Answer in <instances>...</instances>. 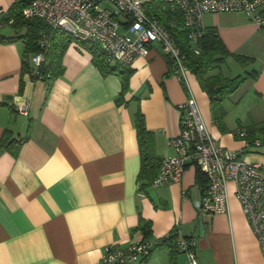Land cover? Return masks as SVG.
Returning <instances> with one entry per match:
<instances>
[{
    "label": "crops",
    "instance_id": "crops-1",
    "mask_svg": "<svg viewBox=\"0 0 264 264\" xmlns=\"http://www.w3.org/2000/svg\"><path fill=\"white\" fill-rule=\"evenodd\" d=\"M15 2L0 0V264H105V245L155 240L177 224L183 235L196 239L197 264H264L232 181L228 209L213 214L194 206V165H187L178 181L141 186L135 112L152 132L151 150L159 160L174 152L168 139L180 131L179 105L189 95L218 143L240 148L244 160L264 163L262 141L256 145L233 133L225 108L222 128L195 73L188 68L185 89L158 43L124 65V85L120 66L105 71L97 64L94 43L55 34L54 64L50 61L45 78L33 79V51L24 53L22 39L9 38L16 35L7 21ZM202 22L230 51L226 63L237 62L233 53L250 58L246 77L221 104L240 102L245 93L237 90L244 84L250 99L264 100V26L240 10L207 12ZM25 102L27 114L16 109ZM140 264L189 260L168 239Z\"/></svg>",
    "mask_w": 264,
    "mask_h": 264
},
{
    "label": "built area",
    "instance_id": "built-area-1",
    "mask_svg": "<svg viewBox=\"0 0 264 264\" xmlns=\"http://www.w3.org/2000/svg\"><path fill=\"white\" fill-rule=\"evenodd\" d=\"M102 1L111 2L115 8L102 7ZM150 1L24 0L21 13L27 17L41 18L53 30H64L76 39L98 42L105 59L110 62L131 63L137 55L146 52L148 44L158 43L169 60V70L186 82L188 67L183 61L184 54L172 32L155 14L148 12L147 4ZM162 7L180 12L181 23L192 40L201 34L202 18L207 12L240 10L259 26H264V0H163ZM7 21L11 23L13 18L8 17ZM170 24H175V21L170 20ZM46 43L47 38L43 35L40 38L42 48L30 55L29 75L33 79H43L48 75L41 70ZM194 51L197 52V49ZM27 106V102L21 103L16 109L27 114ZM179 109L180 131L168 139L174 152L160 160L151 185L178 181L187 165L196 164L207 177V186L201 192L198 184H195L197 194L193 199L194 206L198 212L213 214L228 209L227 184L232 181L235 195L264 255V163L246 161L240 157V148L218 143L207 129L193 95H189ZM232 132L240 137L245 136L240 126ZM253 142L260 144L257 138ZM183 194L187 195L186 189H183ZM171 233L176 234L175 245L187 254L189 264H197L196 239L183 235L179 224L155 240L144 239L126 247L105 245L102 261L105 264H140V258L170 237Z\"/></svg>",
    "mask_w": 264,
    "mask_h": 264
},
{
    "label": "trees",
    "instance_id": "trees-1",
    "mask_svg": "<svg viewBox=\"0 0 264 264\" xmlns=\"http://www.w3.org/2000/svg\"><path fill=\"white\" fill-rule=\"evenodd\" d=\"M162 2L163 0H151L148 2V12L155 14V16H157V18L174 35L178 46L184 54V64L189 68V70L195 73L201 87L208 93L213 118L223 128L222 117L225 111L223 105L221 104L222 99L228 96V94L239 86L242 80L246 77V74L237 73L231 76L223 74L220 66L225 62L226 56L230 54V51L220 40L216 30L212 26H203L201 34L194 40L190 39L187 28H185L181 23L180 12L178 10H171L170 8H163ZM23 4L24 0H16V2L11 5L7 11V18H13V21L10 24L16 33V35L10 36L9 38L19 37L22 39L25 48L24 53H26L28 51H36L42 48L40 46V38L45 35L47 43L43 48L44 59L41 64V70L44 73H49L48 70H51L50 61L54 64L53 58L50 59L52 56L50 48L54 44L51 42L52 38L55 34L65 35L66 37L70 36V34L60 29L53 30L41 18L24 16L21 13V7ZM170 20H174L175 24L171 25ZM85 41L94 43L92 47L94 58L103 70L114 71L117 67H121L122 69L120 68V73H123L126 70L128 72V67L124 66L126 63L107 61V59H105L103 49L95 44L97 43L96 41ZM64 44L62 40L61 45ZM195 49H197V52L194 51ZM233 55L238 62L242 63H245L250 59L248 56L240 53H233ZM54 67H56V65ZM252 71L253 70H250L249 73H252ZM123 74V84L125 85L127 73ZM181 82L183 83L185 89H187L186 82L183 80H181ZM135 125L141 156L138 179L141 180V186H146L151 183L152 178L156 175L160 160L151 150L152 132L146 128L143 115L139 110H136L135 112ZM253 140L254 139H252V142ZM189 165L195 166V182L198 184L200 191L203 192L207 186V177L198 165L193 163ZM143 223L145 225V222ZM168 239H173L175 242L176 234L171 233L170 237L163 239L160 243Z\"/></svg>",
    "mask_w": 264,
    "mask_h": 264
},
{
    "label": "rangeland",
    "instance_id": "rangeland-1",
    "mask_svg": "<svg viewBox=\"0 0 264 264\" xmlns=\"http://www.w3.org/2000/svg\"><path fill=\"white\" fill-rule=\"evenodd\" d=\"M100 4L102 7H106L109 9L115 8V6L109 1H102ZM230 63L228 64L224 62L220 66L223 74L231 76L237 73L244 72V63L238 61ZM237 91L238 94L245 93L241 101L230 102V100L225 99V105H223L226 109V112H228L229 114V119L227 121V124L229 125L226 126H228V128L233 131L235 128H237L238 125H241L246 130L244 138L249 140L252 138L254 139L255 137L262 141L261 145L264 146V100L260 98L250 99V95L245 91V84L242 85L241 88ZM249 104H251V106ZM236 112H238V114H242V116L238 118L235 115ZM256 115L259 118H256Z\"/></svg>",
    "mask_w": 264,
    "mask_h": 264
}]
</instances>
